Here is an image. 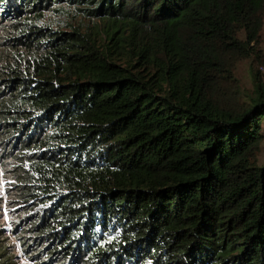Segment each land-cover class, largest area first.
Instances as JSON below:
<instances>
[{
	"label": "trees",
	"instance_id": "trees-1",
	"mask_svg": "<svg viewBox=\"0 0 264 264\" xmlns=\"http://www.w3.org/2000/svg\"><path fill=\"white\" fill-rule=\"evenodd\" d=\"M263 30L264 0H0V264H264Z\"/></svg>",
	"mask_w": 264,
	"mask_h": 264
},
{
	"label": "rangeland",
	"instance_id": "rangeland-1",
	"mask_svg": "<svg viewBox=\"0 0 264 264\" xmlns=\"http://www.w3.org/2000/svg\"><path fill=\"white\" fill-rule=\"evenodd\" d=\"M44 22L49 27L62 32H71L73 29L79 30L82 34H85L86 37L95 41L99 49L103 47V43H105L106 40L103 30L99 28V25L95 26V23L89 18H86L82 13H76V11L73 10L60 14L47 15L44 19ZM2 41L3 40L0 38V71L2 70V66L7 59L6 47L2 44ZM260 49L262 51V55L264 56V30L261 34ZM259 61H245L239 65L236 72V76L241 82V86L243 88L245 100L248 99L253 93V82L255 79L260 82L261 86L264 88V65H261ZM259 162H264V141L260 144ZM8 185V182L5 183L0 181V199H2L4 202L8 200L9 196V193L6 192ZM6 210L7 207L3 211V226L9 232L11 228V217L8 215ZM12 242L15 244L16 253L18 254L17 264H33L31 261L22 256V252L18 249V243L14 240H12Z\"/></svg>",
	"mask_w": 264,
	"mask_h": 264
}]
</instances>
